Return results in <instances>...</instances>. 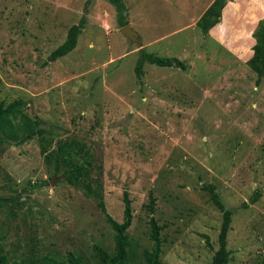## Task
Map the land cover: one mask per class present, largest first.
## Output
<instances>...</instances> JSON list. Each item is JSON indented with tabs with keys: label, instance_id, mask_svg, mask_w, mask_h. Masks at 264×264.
Wrapping results in <instances>:
<instances>
[{
	"label": "rangeland",
	"instance_id": "374dc122",
	"mask_svg": "<svg viewBox=\"0 0 264 264\" xmlns=\"http://www.w3.org/2000/svg\"><path fill=\"white\" fill-rule=\"evenodd\" d=\"M121 1L135 44L120 33L106 0H0V102L21 100L22 113L40 119L47 137L89 149L105 211L118 223L127 194V264H142L151 247L149 216L161 227V264L210 263L221 214L204 186L231 212L227 264H264V83L254 87L243 63L247 33L225 32L224 21L212 37L191 27L212 0ZM79 22L75 47L48 62ZM237 46L242 55L231 52ZM140 49L175 58L184 70L145 63L137 79ZM93 246L112 253V231L95 200L53 174L36 137H0L7 263L42 264L71 253L81 264H98Z\"/></svg>",
	"mask_w": 264,
	"mask_h": 264
},
{
	"label": "trees",
	"instance_id": "16d2710c",
	"mask_svg": "<svg viewBox=\"0 0 264 264\" xmlns=\"http://www.w3.org/2000/svg\"><path fill=\"white\" fill-rule=\"evenodd\" d=\"M116 12L119 27L125 26L124 21L125 7L121 0H106ZM229 0H213L201 16L195 22V27L201 34L207 35L208 30L219 23L220 12ZM82 22L69 27L64 41L56 47L47 57L48 62H53L69 53L76 44V39L82 28ZM215 34V29L213 32ZM254 44L251 46L252 54L245 62L248 69L254 74V87L264 83V19L257 22L256 27L251 33ZM140 56L134 67V74L137 79L142 74V66L147 63L156 67H174L184 70L183 64L175 58L157 57L143 50H139ZM242 55V53L240 54ZM24 103L21 100H14L4 104L0 102V137L8 140L23 143L33 137L38 139L39 153L43 160L52 165L53 174H60L62 180L74 187H80L84 194L95 200V204L107 226L112 231L113 248L112 253L108 254L102 248L93 246L92 250L98 260V264H127L129 247L126 230L131 224L130 201L125 192L122 193V220L120 223L114 221L105 211L102 200L101 184L94 176H99L100 167L95 163L93 155L89 149L82 143L72 138L53 141L47 137L45 130L40 128L42 122L40 119L29 118L22 113ZM46 135V136H45ZM94 175V176H93ZM208 193L209 202L221 214V223L216 236L217 249L213 252L209 264H227L228 251L225 248L226 235L230 224V210L224 208L217 193L212 186H204ZM257 196L249 198V203L253 204ZM146 204L147 214L154 212V198L152 193H148ZM242 207H246L245 204ZM149 240L151 247L149 250H143L141 253L142 264H161L159 255L161 253V242L159 232L161 227L157 225L152 216L148 217ZM207 246V237L202 236ZM0 264H8L6 256L2 253L0 247ZM42 264H81V260L71 253H67L64 260L49 261L44 259Z\"/></svg>",
	"mask_w": 264,
	"mask_h": 264
},
{
	"label": "crops",
	"instance_id": "0c3cea01",
	"mask_svg": "<svg viewBox=\"0 0 264 264\" xmlns=\"http://www.w3.org/2000/svg\"><path fill=\"white\" fill-rule=\"evenodd\" d=\"M209 4L205 7V9L209 6ZM205 9L201 12V14L205 11ZM200 16L201 15H199V17ZM199 17H197V19ZM262 19H264V0H229L220 12L219 23L208 30V35L212 37L213 29L217 28L222 23V21H224L223 28L225 29V32L228 29L235 30L238 32H246V35L250 39V45L252 46L254 44V40L251 37V33L255 28L257 22ZM195 22L196 21H193L190 26H194ZM144 46L146 45H143L142 48H144ZM243 48L244 47L242 46H237L234 48V50H231V52L242 53ZM251 54L252 51L250 48V51L243 59V63H245L250 58Z\"/></svg>",
	"mask_w": 264,
	"mask_h": 264
},
{
	"label": "water",
	"instance_id": "95a60500",
	"mask_svg": "<svg viewBox=\"0 0 264 264\" xmlns=\"http://www.w3.org/2000/svg\"><path fill=\"white\" fill-rule=\"evenodd\" d=\"M120 33L127 39L129 42L135 44L137 42V35L130 29L128 25L123 26L120 29ZM51 184V183H50Z\"/></svg>",
	"mask_w": 264,
	"mask_h": 264
}]
</instances>
